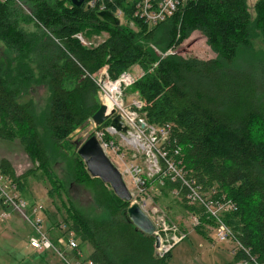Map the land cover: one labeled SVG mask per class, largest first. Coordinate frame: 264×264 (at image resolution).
<instances>
[{
	"label": "trees",
	"instance_id": "trees-1",
	"mask_svg": "<svg viewBox=\"0 0 264 264\" xmlns=\"http://www.w3.org/2000/svg\"><path fill=\"white\" fill-rule=\"evenodd\" d=\"M25 1L33 20L22 15L13 0L0 2V41L13 55L9 63L16 62L5 69L0 63V140H18L31 156V167L16 175L10 162L0 158V174L22 193L29 177L54 179L53 166L63 163L68 183L88 189L93 203L88 210L70 203L64 223L49 219L50 228L73 231L78 248L89 247L87 258L93 264H169V252L158 256L153 236L140 232L125 216L130 201L88 175L73 141L72 149H66L69 136L86 127L99 108L94 81L101 77L98 73L105 68L115 79L138 66L143 76L130 88L142 103L139 114L146 123L168 125L162 148L169 154L178 147L186 178L196 180L212 198L224 196L234 206L220 218L248 253L236 250L225 264L242 258L248 262L250 257L264 264V137L252 134L256 124L264 133V51L253 48L254 38L264 42V0L255 3L253 18L246 0H186L153 25L132 16L130 1H105L109 11L121 9L124 21L118 26L97 16L100 2L87 7L90 0H85L76 7L70 0ZM25 19L35 30L19 25ZM163 31L169 52L157 55ZM193 32L203 35L214 57L201 59L177 50ZM90 33L106 37L93 46L76 37ZM29 62L35 63L37 76ZM38 84L46 85L48 103L36 113L33 102L24 97ZM108 125L109 119L87 137ZM104 140L111 138L106 134ZM166 185L177 192L185 212L198 218L196 227L213 228L203 208L185 200L186 187L169 177ZM47 219L45 231L51 236ZM61 234L64 231H58Z\"/></svg>",
	"mask_w": 264,
	"mask_h": 264
},
{
	"label": "rangeland",
	"instance_id": "rangeland-1",
	"mask_svg": "<svg viewBox=\"0 0 264 264\" xmlns=\"http://www.w3.org/2000/svg\"><path fill=\"white\" fill-rule=\"evenodd\" d=\"M257 1L258 0H246L248 12L252 18L255 16L254 5ZM14 2L22 15L28 16L33 20L30 5L25 0H17V2ZM119 23L123 24V22ZM19 25L27 31L35 30L29 20H21ZM128 27L131 29L133 28L132 30L135 29L132 24ZM166 34L167 32L164 33V31L159 34L160 38L157 42L160 48L155 49L157 55H164L168 52V36ZM105 37V33L99 35L90 33L85 39L91 42L92 45H97L104 40ZM253 48L255 51H264V42L260 37L253 39ZM177 50H179L180 53H188L191 56H196L201 59L215 56V53L210 49L203 35L199 32H193L187 40L181 43ZM12 59V53L6 47L5 43L0 41V63H2V67L4 69L6 67L12 68L16 63H9ZM29 67L33 70L34 76H37L35 63L29 62ZM125 72L134 76L135 79L143 76V72L138 66H132L131 69ZM101 74L102 76L106 75L105 68L98 73V75ZM118 78L119 76L115 79H111L107 76L108 81L111 82H114ZM131 85H128L124 90L122 102L119 101V98L114 101V105L116 106L114 109L118 111L122 109H131L137 113V108L133 107L132 102L139 98L136 97V92L130 88ZM99 94V97H102V94ZM115 94L118 95L117 93ZM24 100L33 102L36 113L43 111L48 103V90L46 85H34L30 93L24 97ZM101 101L100 99V102ZM146 124L148 128L155 129L154 125L149 123ZM95 127L97 126L89 120L86 127L77 129L69 136L66 149H72L69 144L70 141L74 142L78 140V138H86ZM102 128L106 130L108 126ZM259 129L257 124L254 125L252 127V134L257 138H262L264 137V133L259 131ZM110 131L111 130H108L107 132H109L108 136H110V142L112 141L113 145L108 149L104 148L105 153L112 164L121 173L122 179L132 195L131 202H136V204H139V206L144 209L147 216L156 225L157 233L165 242L167 241L168 245L172 242L171 238L178 236V233L182 232L186 234L177 244H173L174 246L168 251V263L225 264L228 262L231 259V241H216L215 231L214 229L210 230L209 228H211V226H208V224L196 227L193 219L185 212L183 205L175 198L176 195L174 192H170L166 189L168 177L159 157L162 151L160 141L146 134L141 128H135L132 135L130 134L128 136H121L116 132L114 133V131ZM29 157L31 156L23 150L18 140H0V158H5L10 162L16 175H20L31 167ZM53 175L55 176L54 179L44 176L42 180H36L29 177L26 180L24 193H22L23 198L26 201L29 200L28 202L41 204L44 216L53 220V224L57 222L58 224L64 223V218L66 217L65 208H67L70 203H72L74 207L82 210L91 208L93 203L91 193L88 189L68 183L69 179L63 163L58 162L53 166ZM12 217L13 214L7 217H5L4 214H0V264H31L32 261L33 264L49 256L48 254L52 256L49 257V260L54 258L58 259L53 252H47V255L45 253L43 254L44 257H42L37 251L32 250V248L28 246L27 238L24 237V234L19 236V232L15 230L16 228H19L20 231L24 229L23 224L27 223L26 219L21 218L17 222H14V220H12L14 217ZM7 218L9 219L7 220ZM198 228L205 231L199 232ZM15 232H18L19 237L14 236L16 235L14 234ZM84 246L87 247L86 245H83V247Z\"/></svg>",
	"mask_w": 264,
	"mask_h": 264
},
{
	"label": "built area",
	"instance_id": "built-area-1",
	"mask_svg": "<svg viewBox=\"0 0 264 264\" xmlns=\"http://www.w3.org/2000/svg\"><path fill=\"white\" fill-rule=\"evenodd\" d=\"M6 1L7 0H0V2ZM13 1L17 2V0ZM105 1H108L113 4L114 0H90L88 2V6L94 7L96 2H100V6L97 11H109L106 8V5L104 3ZM128 1H130L132 4V16L142 20L144 23H147L149 25L163 22L165 19H167L173 14V12L177 9L178 6L183 5V3L186 2V0H133V2L132 0ZM111 13L119 20V22L124 21L121 9L116 8V10ZM129 24L133 23L130 22ZM76 37L80 40L83 45H88L83 42L84 38L80 34L76 35ZM94 81L99 88V93L102 94V98L108 97L114 101L118 100L119 98V101L122 102V94L124 90L128 87L129 84L135 81V78L127 72H122L119 75V78L114 82L108 81L107 75H104L103 79L96 78ZM115 93H117L118 95H116ZM102 98L100 96L101 100ZM101 102H103V100ZM132 105L134 108H137L138 114L131 109L130 110L133 112L128 109H122L121 111H118L117 109H114L116 106L111 109L112 111H114L113 115H120L125 120L126 124L130 127L131 132H128L126 136L132 134L135 128H141L145 131L146 134L153 136V138H157V140L160 141V143L162 144L166 140L168 135V125H165L163 127L154 126L155 129H150L148 128L146 121L143 118L140 119V122L141 124H143L144 127H141L137 124L136 120L141 117V115L139 114V110L142 107V103L139 99H137L132 102ZM110 111H106V114H109ZM108 130L116 132L113 128L109 126L106 130L102 128L101 130H95L94 132L95 137L99 141L104 151L105 149H108L110 148V146L113 145L112 141L110 142L109 140L107 142L106 140H104V136L106 134H109V132H107ZM171 151L172 152L168 154L167 150H164L162 148V151L160 152L159 156L160 160L163 161L164 168L169 179L187 188L185 197L188 204H195L198 207L202 206L206 217L213 221V229L215 231L216 241L221 242L225 240H230L232 243V248L230 250L231 255L236 250H241L247 254V250H245L238 241L232 238V232L230 228L220 218V216L224 212H227L234 208L233 204L230 201L225 200L224 196H220V199L212 198L210 194L205 193L201 190V187L196 182V180L186 178V175L182 169L183 167L181 166V160L178 157L179 148L174 147L171 149ZM174 193L177 194V192ZM0 214H4L5 217H7L8 215L10 216V214H17L20 217L25 218L27 222L32 224L33 233L28 236L27 242L28 246L32 248V250L37 251L38 254H42L45 252H53L61 260H63L65 264H93L90 259L85 258L83 256L81 250L78 248V241L73 231L67 230L65 226H60L57 229L58 231H64V234H57L53 238L49 236V234L45 231L42 205L35 202L26 201L21 195L17 184L11 182L8 178L3 177L1 174ZM191 218L197 226L199 224L198 218L196 216H191ZM154 226V235L159 237V245L158 247H155V252L158 256H162L163 254L167 253L175 245V243L177 244L186 236L185 233H178V236L171 238L172 242H168V245L167 241L165 242L157 233V227L155 224ZM250 258L251 261L248 260L247 262L246 259L242 258L238 260L236 264H255L256 259L254 257Z\"/></svg>",
	"mask_w": 264,
	"mask_h": 264
},
{
	"label": "water",
	"instance_id": "water-1",
	"mask_svg": "<svg viewBox=\"0 0 264 264\" xmlns=\"http://www.w3.org/2000/svg\"><path fill=\"white\" fill-rule=\"evenodd\" d=\"M84 1L70 0L71 4L76 7L81 6ZM97 16L115 26L119 25V20L110 11H99L97 12ZM106 111V105L100 102L98 110L90 119L95 126H99L109 119L108 126L113 128L117 133L126 136L128 132H131L130 127L120 115H113L114 111L112 110L109 114H106ZM140 119H143V117L138 118L136 122L141 127H144ZM73 143L77 149V154L85 164L88 175L92 178L100 179L120 199L131 201V194L122 179L121 173L112 164L95 135H90L85 139L75 140ZM125 216L140 232L153 236L154 246L158 247L159 237L154 235L155 226L138 204H129L125 210Z\"/></svg>",
	"mask_w": 264,
	"mask_h": 264
},
{
	"label": "crops",
	"instance_id": "crops-1",
	"mask_svg": "<svg viewBox=\"0 0 264 264\" xmlns=\"http://www.w3.org/2000/svg\"><path fill=\"white\" fill-rule=\"evenodd\" d=\"M137 97V96H136ZM22 193H24V192H22ZM22 193H21V195H22ZM29 201V200H28ZM14 217V218H13ZM13 219L12 220H14V222H17L18 220H20L22 217H20L19 215H17V214H13ZM45 218H47L46 216H45ZM9 218H7V220H8ZM52 222H53V220H51ZM23 223H25V222H23ZM46 224H47V226H46V229L47 228H49L50 229V235L52 236V237H55V234L57 235V233H58V231H57V228L56 227H52V228H50L52 225H51V223H50V221H49V218L46 220ZM16 228V227H15ZM23 228L24 229H21V231L19 230V228H16L15 230H17L18 232H19V236H21V234H24V237L25 238H27L30 234H32L33 233V230H32V224L31 223H29V222H27V223H25V224H23ZM213 228H212V226H211V229L210 230H212ZM18 232L16 233H14V234H16V235H14V236H17V237H19L18 236ZM25 233H26V235H25ZM87 246V245H86ZM85 247V246H84ZM83 246H82V248H80V250H81V252H82V254H83V256L85 257V258H87L88 257V255H89V252H90V249H89V247L87 246V247H85L84 248ZM155 247V246H154ZM35 254V253H34ZM43 254H45V253H43ZM43 254L42 255H40V256H42V257H44L43 256ZM35 255H37V254H35ZM46 255H47V252H46ZM49 256H47V257H45L44 259H41V260H39V261H37L36 263H33V264H50V262H51V264H65L64 263V261L63 260H61L57 255V258L58 259H56V258H54V259H52V260H49V257H52L51 256V254H48ZM55 256V257H56ZM230 261V260H229ZM33 262V261H32ZM32 262H31V264H32ZM61 262V263H60Z\"/></svg>",
	"mask_w": 264,
	"mask_h": 264
},
{
	"label": "bare ground",
	"instance_id": "bare-ground-1",
	"mask_svg": "<svg viewBox=\"0 0 264 264\" xmlns=\"http://www.w3.org/2000/svg\"><path fill=\"white\" fill-rule=\"evenodd\" d=\"M85 2V1H84ZM83 2V3H84ZM86 6L87 7H89L88 6V3H86ZM83 42L84 43H86V44H88V45H92V43L91 42H89L88 40H86L85 38L83 39ZM93 46V45H92ZM99 79H103V76H101V77H99ZM113 82V81H112ZM132 84V83H131ZM131 84H129V85H131ZM102 98V97H101ZM102 100H103V102L105 103V105H106V107H107V111H110L112 108H114V100H112L111 98H108V97H103L102 98ZM102 102V103H103ZM103 103V104H104ZM112 131V130H111ZM110 131V132H111ZM113 133V132H112ZM115 133V132H114ZM132 135V134H131ZM131 197H132V195H131ZM185 200H186V197H185ZM187 201V200H186ZM131 202V201H130ZM132 203V202H131ZM136 203V202H135ZM188 203V202H187ZM139 205V204H138ZM199 208H202V206H199ZM191 217V216H190Z\"/></svg>",
	"mask_w": 264,
	"mask_h": 264
}]
</instances>
